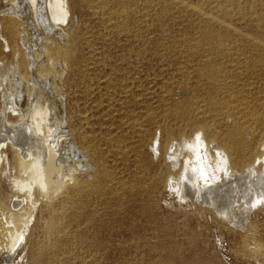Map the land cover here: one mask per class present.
<instances>
[{
	"label": "rangeland",
	"instance_id": "374dc122",
	"mask_svg": "<svg viewBox=\"0 0 264 264\" xmlns=\"http://www.w3.org/2000/svg\"><path fill=\"white\" fill-rule=\"evenodd\" d=\"M90 1L67 0L74 45L60 100L73 142L89 148L94 176L99 160L110 180L94 186L89 209H67L51 232L43 222L62 194H35V221L11 263L48 257V264H264L262 252H250L257 244L264 249L262 203L243 213L237 199L230 214L243 220L241 228L199 203L179 205L166 186L178 176L150 156L154 138L183 128L176 111L220 134L227 129L225 104L243 102L247 92L255 101L264 97V0ZM223 11L229 15L221 17ZM206 30L224 39L223 54ZM211 67L227 70L216 91ZM8 156L0 165L3 213L13 212L14 197L22 199L10 188Z\"/></svg>",
	"mask_w": 264,
	"mask_h": 264
},
{
	"label": "bare ground",
	"instance_id": "6f19581e",
	"mask_svg": "<svg viewBox=\"0 0 264 264\" xmlns=\"http://www.w3.org/2000/svg\"><path fill=\"white\" fill-rule=\"evenodd\" d=\"M0 15V148L6 147L0 151V165L2 154H9L10 188L22 196L21 201L14 197L13 212L4 207L7 213H3L0 208L1 264H12V258L26 246L35 221V194L47 198L62 194L58 209L55 207L50 219L42 223L51 232L59 227L67 209H89L92 189L109 181L110 176L99 160L98 176H94L96 167L88 157L89 148L73 142L60 100V84L74 45L72 27L67 23V0H4ZM228 15L223 11L220 16ZM206 35L220 47V54L226 51L224 39L217 33L206 30ZM209 73L214 82L211 89L216 91L215 85L227 70L211 67ZM246 95L237 105L225 104L227 129L223 133L176 111L183 128L164 131L150 147L156 166H166L171 177L178 176L176 181L170 178L166 186L179 205L185 203L190 208L199 203L240 228L243 220L230 214L237 199L245 207L243 213L254 203L264 205V97L255 101L248 92ZM6 113L13 118L7 119ZM79 137L83 144L85 138ZM61 140L65 147L60 150ZM128 194L135 196L131 190ZM46 204L51 208L50 200ZM20 207L22 215L15 212ZM260 247L257 244L249 249L253 257L262 252L264 258ZM48 259L39 260V264H48Z\"/></svg>",
	"mask_w": 264,
	"mask_h": 264
},
{
	"label": "snow or ice",
	"instance_id": "6c2138e0",
	"mask_svg": "<svg viewBox=\"0 0 264 264\" xmlns=\"http://www.w3.org/2000/svg\"><path fill=\"white\" fill-rule=\"evenodd\" d=\"M197 139H199V137H197Z\"/></svg>",
	"mask_w": 264,
	"mask_h": 264
}]
</instances>
